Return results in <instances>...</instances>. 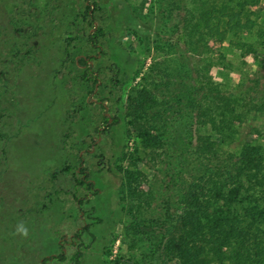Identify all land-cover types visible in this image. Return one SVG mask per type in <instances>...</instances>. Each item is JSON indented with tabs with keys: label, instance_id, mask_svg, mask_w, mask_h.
<instances>
[{
	"label": "rangeland",
	"instance_id": "rangeland-1",
	"mask_svg": "<svg viewBox=\"0 0 264 264\" xmlns=\"http://www.w3.org/2000/svg\"><path fill=\"white\" fill-rule=\"evenodd\" d=\"M87 3L91 22L81 18ZM251 9L255 23L237 44L210 41L208 66L194 56L210 86L234 94L264 87V2ZM172 13L168 0H0V236L7 264H41L58 253L60 240L67 257L81 252L78 264L159 263L161 218L176 211L187 183L180 158L190 153L194 118L187 109L167 111L162 144L151 150L130 131L125 105L143 75H163ZM23 16L31 27L18 32L13 21ZM97 27L101 48L90 50L85 36ZM16 43L18 56H11ZM80 55L96 56L82 65ZM87 65L95 82L90 73L83 78ZM248 117L224 147L235 151L250 140L264 148V108ZM198 127L208 132V124ZM65 164L73 173L59 172ZM79 166L94 193L74 186ZM40 201L42 210L34 206ZM88 223V233L74 236ZM21 239L25 252L18 257Z\"/></svg>",
	"mask_w": 264,
	"mask_h": 264
},
{
	"label": "trees",
	"instance_id": "trees-1",
	"mask_svg": "<svg viewBox=\"0 0 264 264\" xmlns=\"http://www.w3.org/2000/svg\"><path fill=\"white\" fill-rule=\"evenodd\" d=\"M260 2L264 0H168L175 23L163 39L169 47L165 71L157 81L143 75L141 86L127 97L125 114L130 131L143 147L151 150L162 144L159 129L167 111L187 109L194 118L190 153L185 159L180 158L187 183L181 188L176 211L161 218L166 232L157 247L158 264H264V148L250 140L242 141L235 151L224 147L235 136L238 124L264 108V87L255 90L249 85L241 94L222 91L210 86L194 64V56L200 54L204 65L212 64L210 41L237 44L241 32L250 30L255 23L251 5ZM85 7L81 18L91 22L90 6L87 3ZM13 22L18 32L22 25L30 26L29 16ZM102 34L100 27L86 34L85 43L90 50L101 48ZM28 37L25 34V39ZM22 44L25 46L26 40ZM18 45L10 51L11 56H18ZM95 56L80 55L75 60L86 65ZM110 68L118 70L114 64ZM88 73L95 82L96 72L87 65L83 78L90 79ZM254 81L257 84L259 79ZM204 124H208V132L200 133L198 125ZM4 138L0 132V142ZM73 169L65 164L59 172L73 173ZM75 174L74 186L86 193L95 192L86 168L76 167ZM50 195L48 192L45 196ZM74 198L79 205L83 203V198L75 194ZM44 204L34 202L40 210ZM89 225L75 230L74 236L88 233ZM3 227L0 224V234ZM61 241L58 253L43 257L41 264H51V259L78 264L81 252L76 249L67 257ZM2 243L4 238L0 236V264H7ZM17 246L19 257L25 252L22 239ZM14 256L12 261L17 262Z\"/></svg>",
	"mask_w": 264,
	"mask_h": 264
},
{
	"label": "flooded vegetation",
	"instance_id": "flooded-vegetation-1",
	"mask_svg": "<svg viewBox=\"0 0 264 264\" xmlns=\"http://www.w3.org/2000/svg\"><path fill=\"white\" fill-rule=\"evenodd\" d=\"M60 242V241H59Z\"/></svg>",
	"mask_w": 264,
	"mask_h": 264
}]
</instances>
